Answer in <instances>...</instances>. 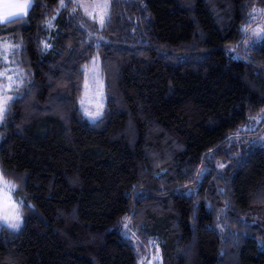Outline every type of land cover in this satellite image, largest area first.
<instances>
[{"label": "trees", "instance_id": "1", "mask_svg": "<svg viewBox=\"0 0 264 264\" xmlns=\"http://www.w3.org/2000/svg\"><path fill=\"white\" fill-rule=\"evenodd\" d=\"M32 1L0 25L27 75L0 124V171L25 198L0 264H264V147L233 157L264 131H242L264 113V40L241 31L264 0H111L101 29L75 0Z\"/></svg>", "mask_w": 264, "mask_h": 264}, {"label": "rangeland", "instance_id": "2", "mask_svg": "<svg viewBox=\"0 0 264 264\" xmlns=\"http://www.w3.org/2000/svg\"><path fill=\"white\" fill-rule=\"evenodd\" d=\"M33 2V1H32ZM78 7L81 8L84 15H86L88 18L96 21L99 25V28H103L101 24L99 23V16H100V9L96 8L95 5L97 4H108L107 8V16L105 17V23L109 17L110 13V6H111V0H75ZM28 15V14H27ZM263 16L261 15L260 18ZM257 19V17H255ZM259 19V18H258ZM1 25V24H0ZM264 27V17L263 19L257 23L255 26L248 29L247 33L249 36V40L246 43V47L254 44L257 42V38L252 35L253 30ZM7 45V47H5ZM19 49V46L13 42L11 39H4L0 42V58H1V64L3 66L2 69H0V100H2L5 96L8 97H14L16 94V91L21 88L27 80V75L25 72L19 68L18 61H17V51ZM85 83H84V93L81 100H84V104H81V109L83 110L85 114V109H87L90 113H95L97 111H101L102 115L97 118L96 120H93L89 115L85 116L92 122H95L99 119H101L104 115V109H105V102H106V95H105V82L102 76L101 71V57L96 56L92 60V62L87 65L85 68ZM11 77V79H9ZM103 92V96H100V92ZM12 100V99H11ZM9 100V104L11 102ZM103 103V108H99V104ZM4 117V116H3ZM3 118L0 119V124L2 122ZM262 125H264V113H262L259 117L255 118L249 125H246L243 127V132H255L258 131ZM237 143L239 144L240 151L248 152L251 148L256 147H264V131L261 132L259 135L256 136H243L238 138ZM244 147V149H243ZM236 154L234 153L233 157L234 160L241 158L243 154ZM231 162H221L218 163L217 168L221 173H225L228 170V167L230 166ZM0 175H2L3 180H0V189H5V191L10 190L11 185H15V190L11 191V202H15L17 205H19L21 202H23L24 205V197L19 196L17 194L18 186L6 179L2 172L0 171ZM7 181L8 188H5L4 182ZM22 222L20 223L19 229L24 224V213H23V207H20L18 209ZM11 209H8L7 212L4 210L2 203H0V227L7 226V223H11L13 221H8L7 223L3 220V216L7 213H10ZM257 215H261L260 211H256ZM8 227V226H7ZM11 228V227H10ZM18 230V229H17ZM161 258L160 255H155L153 258V261L151 264H160Z\"/></svg>", "mask_w": 264, "mask_h": 264}, {"label": "snow or ice", "instance_id": "3", "mask_svg": "<svg viewBox=\"0 0 264 264\" xmlns=\"http://www.w3.org/2000/svg\"><path fill=\"white\" fill-rule=\"evenodd\" d=\"M33 2L32 0H23V2H9V0H5L3 4L2 11H0V24H10L15 23L19 21H23L24 17L28 14L29 11L33 10ZM61 7H65L63 0H61ZM96 8H99L100 16H99V23L101 26L105 25V17L107 16V8L108 4H97L95 5ZM262 10L253 8V12L259 14ZM251 19V17H250ZM26 22V21H25ZM49 26H51V23H49ZM242 32H247L248 28L245 27L241 30ZM252 35L257 38V42L260 40H264V27L257 28L253 30ZM7 47V45H5ZM49 47V45H45V48ZM11 79V77H9ZM100 96H103V92H100ZM13 99L12 97L5 96L2 100H0V119L3 118V116L8 111L10 105L9 100ZM81 104H84V100H81ZM99 108H103V103L101 102L99 104ZM85 114L89 115L93 120H96L102 115L101 111H97L95 113H90L85 109ZM202 175V174H201ZM0 180H3L2 175H0ZM5 188H8L7 181H3ZM15 190V185L10 186L9 191H5V189H0V203H2L4 210L7 212L8 209H11L10 213H7L3 216V220L7 223L8 221H13L11 223H7L8 227H11L12 229H19L21 220V215L18 211L20 207H23V202H21L19 205H17L15 202H11V191Z\"/></svg>", "mask_w": 264, "mask_h": 264}, {"label": "crops", "instance_id": "4", "mask_svg": "<svg viewBox=\"0 0 264 264\" xmlns=\"http://www.w3.org/2000/svg\"><path fill=\"white\" fill-rule=\"evenodd\" d=\"M4 2L5 0H0V11H2ZM9 2H17V0H9ZM19 2H23V0H19Z\"/></svg>", "mask_w": 264, "mask_h": 264}]
</instances>
